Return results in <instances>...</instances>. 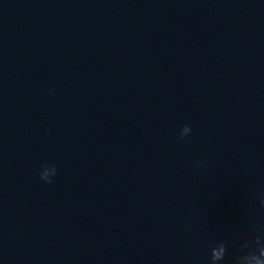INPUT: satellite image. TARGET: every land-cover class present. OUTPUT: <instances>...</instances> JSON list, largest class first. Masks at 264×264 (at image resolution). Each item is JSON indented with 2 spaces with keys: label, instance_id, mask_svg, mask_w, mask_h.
<instances>
[{
  "label": "clouds",
  "instance_id": "1",
  "mask_svg": "<svg viewBox=\"0 0 264 264\" xmlns=\"http://www.w3.org/2000/svg\"><path fill=\"white\" fill-rule=\"evenodd\" d=\"M51 92V89H47ZM192 133L190 125L185 124L180 132L181 140L187 138ZM202 166H206L204 161L199 162ZM58 169L54 165L47 162L42 163L39 169V178L45 184H53L54 177L57 175ZM261 208H264V197L259 200ZM208 264H264V235L258 234V230L253 224L252 232L248 237L243 238L239 244L237 255L229 256V242L227 240H219L213 243L209 249Z\"/></svg>",
  "mask_w": 264,
  "mask_h": 264
}]
</instances>
